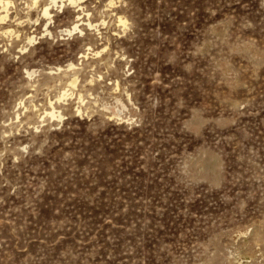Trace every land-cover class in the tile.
Returning a JSON list of instances; mask_svg holds the SVG:
<instances>
[{"label":"rangeland","instance_id":"1","mask_svg":"<svg viewBox=\"0 0 264 264\" xmlns=\"http://www.w3.org/2000/svg\"><path fill=\"white\" fill-rule=\"evenodd\" d=\"M48 1L0 22V264H264V0Z\"/></svg>","mask_w":264,"mask_h":264},{"label":"bare ground","instance_id":"2","mask_svg":"<svg viewBox=\"0 0 264 264\" xmlns=\"http://www.w3.org/2000/svg\"><path fill=\"white\" fill-rule=\"evenodd\" d=\"M38 1L39 0H33V3L36 4V3H38ZM65 1L66 0H49L48 2H45L44 6L42 8L43 16L48 18V20H52L53 19V11H52L51 8L53 7V5H58L60 7L61 6H65L67 4ZM69 1H70L71 4L80 5V3L83 0H69ZM12 3H13V0H0V22L5 21V20H7L9 18V16H10V5ZM113 3H115V0H111V4H113ZM119 21H120V23L124 24L125 27L129 24L128 18L126 16H123V15H119ZM82 24L88 26L89 29H93V28H98L99 29L98 23L96 24L90 17L88 19H85L80 14L78 16V18L74 21L72 26L63 28V31H68V32L72 33L73 31L76 30V31H78L80 33H85V28L82 27ZM47 30L50 33H52V31L49 28H47ZM3 32L6 33V34H10V33L16 32V29L11 27V26H7L3 30ZM37 38H38L37 35H29L27 37V40L29 42H34V41H36ZM102 51H103L102 49H99V50H97L96 54H100ZM68 66H69V68L74 69L73 74H71L72 77H71V79L69 80V83H68L70 87L66 88L65 90H63L59 94V96L57 98L58 101L68 100V96H70L73 93V91L70 92V90L72 89V87L77 85V81H78V78H79L78 75H77V73L79 72L77 65L74 62H72ZM59 69H61V67ZM36 72H37V70H28L27 69V73L29 74L30 77H33V75H35ZM65 72L68 73L67 71H65ZM52 74H53L52 78L56 82L63 80V75L62 74L55 75L54 72ZM91 81H95V77H93L91 79ZM37 82H40V81L37 80ZM80 97H82V95H80ZM49 103L51 104V109L50 110H47V109L45 110L46 115H49L51 118H59V119L63 118L64 117V113H63V111H61V110H59L57 108V105H55V102L51 100ZM123 106H126V105L123 103ZM25 107L29 108V106H27L26 104H25ZM33 107H34L35 110H37L38 109V104H33ZM118 109H119V111L122 110L121 107H118ZM78 111H80V112L82 111V108L80 106L78 107ZM39 116H42V113H39Z\"/></svg>","mask_w":264,"mask_h":264}]
</instances>
